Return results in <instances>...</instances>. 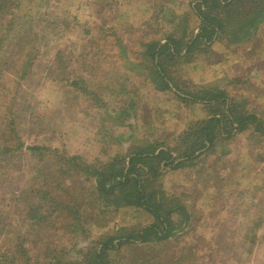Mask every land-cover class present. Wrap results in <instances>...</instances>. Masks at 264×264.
<instances>
[{"label": "rangeland", "instance_id": "obj_1", "mask_svg": "<svg viewBox=\"0 0 264 264\" xmlns=\"http://www.w3.org/2000/svg\"><path fill=\"white\" fill-rule=\"evenodd\" d=\"M197 1L3 5L11 8L0 13V264H89L105 237L151 224L139 208L97 198L85 171L118 167L147 144L175 158L193 154L184 168L144 176L183 229L163 241L123 242L107 262L264 264V134L255 121L229 136L214 124L212 143L198 140L202 122L223 117L224 107L182 101L175 91H221L264 129V0L218 7L221 39L186 59L161 56L173 84L157 90L145 48L167 37L189 41L200 25Z\"/></svg>", "mask_w": 264, "mask_h": 264}, {"label": "trees", "instance_id": "obj_2", "mask_svg": "<svg viewBox=\"0 0 264 264\" xmlns=\"http://www.w3.org/2000/svg\"><path fill=\"white\" fill-rule=\"evenodd\" d=\"M10 0H0V13L10 11V8L2 9L3 5ZM18 1V0H17ZM233 0H198L192 6L194 14L200 20L197 33L186 42L177 40L174 37L165 38L164 42H151L145 48V54L152 63L153 72L157 76V90H171L172 80L169 78L166 69L163 65L162 57L169 59H186L197 47L204 46L210 48L213 43L219 41L222 36V31L226 27V22L216 16L215 11L218 7H228ZM8 6H12L7 3ZM3 12V13H5ZM264 20V16L262 17ZM4 42L0 41V50ZM177 96L182 101L201 102V103H217L222 106L224 111L223 117L214 114L209 116L206 121L202 122V127L198 129V140L211 142L214 140L212 128L215 125L221 124L218 130L225 132L227 136L234 134L233 132L244 131L252 122H256L254 129L260 130L261 135L264 134L263 123L256 119L251 114H237L232 110V105L229 104V98L223 92H201L202 94H193L180 92L177 89ZM200 124V123H199ZM231 127V128H230ZM224 128L226 131H224ZM227 129H230L227 131ZM190 133L185 132L183 138H188ZM199 142V141H198ZM150 145V146H148ZM205 145V144H203ZM202 145V146H203ZM201 145L192 148L191 152L196 151ZM32 151L41 150L39 147H31ZM193 158V154L187 153L183 158H175L169 147L156 146L147 144L144 147H139L131 152L127 160H122L120 166L116 167L112 162L105 163L100 168H86V174L93 178L97 198H110L108 202L118 203L117 207H135L139 208L153 218L151 224L144 226L134 233H129L124 236H108L97 243L94 249V256L89 264H114L107 262L108 254L112 250H116L123 242L128 243H149L163 241L171 238L176 232L181 231V226H174L170 216L171 208L166 207L163 194L157 190L147 191L144 184V176L148 177L149 173H153L152 169H165L170 167L171 170L184 168L188 164L186 161ZM153 169V170H154ZM33 206H36L33 204ZM38 205L31 208V218H35L38 212ZM188 214H185V221L188 219ZM175 227L177 230H175ZM17 239V238H16ZM3 256L0 260L3 261Z\"/></svg>", "mask_w": 264, "mask_h": 264}, {"label": "crops", "instance_id": "obj_3", "mask_svg": "<svg viewBox=\"0 0 264 264\" xmlns=\"http://www.w3.org/2000/svg\"><path fill=\"white\" fill-rule=\"evenodd\" d=\"M215 44V43H214Z\"/></svg>", "mask_w": 264, "mask_h": 264}]
</instances>
